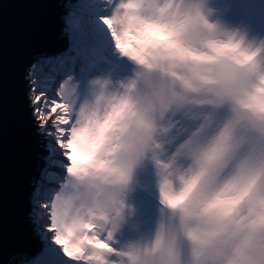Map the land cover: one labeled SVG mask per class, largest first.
<instances>
[{"label":"clouds","instance_id":"9594fccd","mask_svg":"<svg viewBox=\"0 0 264 264\" xmlns=\"http://www.w3.org/2000/svg\"><path fill=\"white\" fill-rule=\"evenodd\" d=\"M217 3L111 0L112 39L132 72H101L83 92L72 77L63 90L71 170L42 204L56 234L83 240L101 264H264V36ZM147 163L155 226L120 239Z\"/></svg>","mask_w":264,"mask_h":264},{"label":"water","instance_id":"95a60500","mask_svg":"<svg viewBox=\"0 0 264 264\" xmlns=\"http://www.w3.org/2000/svg\"><path fill=\"white\" fill-rule=\"evenodd\" d=\"M67 1L0 0V264L35 256L43 245L30 196L47 150L28 74L38 56L69 44L61 36Z\"/></svg>","mask_w":264,"mask_h":264},{"label":"rangeland","instance_id":"374dc122","mask_svg":"<svg viewBox=\"0 0 264 264\" xmlns=\"http://www.w3.org/2000/svg\"><path fill=\"white\" fill-rule=\"evenodd\" d=\"M71 2L73 3L70 5L73 36H68L67 42L73 43V46L79 43L83 44L84 50L78 48L79 46H75V50L81 52V55L86 59L94 57L103 47L107 50L106 55L98 59L96 64L90 63V67L81 64L77 70L64 68L62 67L63 62L59 61L64 56L56 59L55 72L45 71L44 64L40 66L42 81L38 82L37 86L43 89L49 99H56L57 103L63 102L60 88L69 77H75L81 82V92H83L87 81L94 75L112 71L114 75L123 76L130 74L134 67L127 57L122 56L116 50L111 31L101 19L103 16L110 15L111 0H84V3L76 0ZM217 7L220 9V14L231 24L244 27L254 35L264 36V0H218ZM88 62L90 61L88 60ZM62 72H64L62 75H58ZM48 127L50 124L46 125L42 132L45 133ZM41 165L42 168L45 166V160ZM136 180V183L142 188L140 191H134L130 197V201L135 205V215L129 219L125 229L120 233V239H126L137 230H151L155 226L159 213V191L153 165L147 163L142 166L139 173L137 172ZM72 264H76V262L73 261Z\"/></svg>","mask_w":264,"mask_h":264},{"label":"snow or ice","instance_id":"6c2138e0","mask_svg":"<svg viewBox=\"0 0 264 264\" xmlns=\"http://www.w3.org/2000/svg\"><path fill=\"white\" fill-rule=\"evenodd\" d=\"M101 19L110 29L111 20L108 15ZM70 80L71 77L60 88L63 101L61 103H57L56 99H49L44 92L30 96L33 116L37 120L39 128L45 130V126L50 124L44 133L48 138L47 155L43 157L45 166L40 170V178L34 182V190L30 196L31 217L37 224L38 232L45 239V247L41 253L35 256L24 255L21 264H72L73 261L76 264H101L102 262L101 256L87 252L83 240L70 244L66 238L56 234L57 226L50 220L48 208L42 204V201L52 200L54 193L58 191L65 178L66 171L71 170L67 168L70 157L68 146L65 143L71 121L68 118L63 95L65 87L70 86ZM87 227L90 229L91 225ZM86 239L89 247H94L99 251L107 247V243L104 241H97L94 238Z\"/></svg>","mask_w":264,"mask_h":264},{"label":"bare ground","instance_id":"6f19581e","mask_svg":"<svg viewBox=\"0 0 264 264\" xmlns=\"http://www.w3.org/2000/svg\"><path fill=\"white\" fill-rule=\"evenodd\" d=\"M71 1H76V0H69L67 1V3L65 4V7H67L65 9V13L63 14V27H62V31H61V36L62 38H66V40L68 41V36L72 37L73 36V31H72V27H71V7L70 5H72L73 3ZM80 2L84 3V0H80ZM106 50L107 48L103 47L99 50V52L92 57L91 59H86V57H83L81 54V52H77V50H75V45L73 46V43H69L68 45H66L64 47V49L62 50H58L56 53L52 54V55H40L38 56L33 65L31 66L30 70H29V85H30V96H34L36 94H40L41 92H43V89L39 88L37 86V83L42 81V74L40 73L41 69L40 66L44 64L45 66V71L48 72H55V64H56V59L60 56H64L62 57L61 63L63 62L62 67L64 68H68L73 69V70H77L81 64H85L88 67H90V63L91 64H96L98 59L103 58L106 55ZM46 58V60H44ZM88 60L90 62H88ZM57 65V64H56ZM60 65V64H59ZM65 72V71H64ZM64 72L62 73H58V75H62ZM42 131V130H41ZM43 133V132H42ZM43 137L45 139V145H47L48 143V138L44 135L43 133ZM47 152L43 155L46 156ZM42 157V161L44 160ZM39 180V178L37 179V181ZM31 220L33 222V219L31 217ZM33 226L36 232V235L38 236V238L43 242L41 251H39L37 254L41 253L45 247V239L44 237L38 232L37 230V224L33 222ZM36 254V255H37ZM29 256V255H28ZM33 256V255H31ZM30 256V257H31ZM17 259V260H16ZM23 259L22 257H17L14 258L12 261H9L8 263L5 264H21V261Z\"/></svg>","mask_w":264,"mask_h":264},{"label":"trees","instance_id":"16d2710c","mask_svg":"<svg viewBox=\"0 0 264 264\" xmlns=\"http://www.w3.org/2000/svg\"><path fill=\"white\" fill-rule=\"evenodd\" d=\"M84 45H85V44H84ZM75 46H76V47L79 46L78 48H82V49L84 48L83 44H81V43L76 44ZM78 48H77V49H78ZM77 51H78V50H77ZM139 170H140V169H139ZM139 170H138V173H139ZM136 182H137V180L135 181V190H134V191H140L141 188H142V186H139ZM138 183H139V182H138Z\"/></svg>","mask_w":264,"mask_h":264}]
</instances>
